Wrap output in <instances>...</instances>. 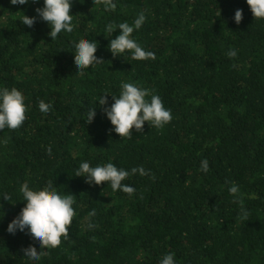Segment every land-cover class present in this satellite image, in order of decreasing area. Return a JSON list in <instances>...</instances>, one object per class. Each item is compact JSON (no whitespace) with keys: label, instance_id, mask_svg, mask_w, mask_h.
Masks as SVG:
<instances>
[{"label":"trees","instance_id":"16d2710c","mask_svg":"<svg viewBox=\"0 0 264 264\" xmlns=\"http://www.w3.org/2000/svg\"><path fill=\"white\" fill-rule=\"evenodd\" d=\"M40 7L0 0V87L22 91L27 104L19 128L0 130V196L11 195L0 197V264H159L166 253L175 264H264V19L245 0H73V32L53 41L47 22L20 21ZM140 12L146 21L132 37L155 58L114 57L108 45L120 30L108 26L131 25ZM81 39L96 41L104 62L83 75L72 53ZM121 82L158 95L171 121L145 122L125 139L111 131L98 99L108 93L110 106ZM39 100L51 105L47 114ZM81 161L130 173L143 166L147 175L122 181L130 196L76 177ZM25 181L75 196L68 238L55 248L7 231L25 206ZM29 247L43 253L38 261L25 256Z\"/></svg>","mask_w":264,"mask_h":264},{"label":"clouds","instance_id":"9594fccd","mask_svg":"<svg viewBox=\"0 0 264 264\" xmlns=\"http://www.w3.org/2000/svg\"><path fill=\"white\" fill-rule=\"evenodd\" d=\"M39 3V0H10L14 6L27 5L29 3ZM94 4L96 0H93ZM255 19H264V0H245ZM73 0H43V7L36 9V16L29 17L24 14L20 20L24 25L31 28L39 20L47 22L50 32L48 35L53 41L64 33H71L74 29L73 17L71 14ZM115 7V5H112ZM243 19V11L237 9L234 14L235 23L239 24ZM146 16L140 12L130 25L127 22L110 24L109 32L120 30V34L114 39H110L109 51L114 57L130 53L135 60H145L155 58L154 53L147 51L138 44L132 37L134 31H138L144 25ZM98 44L96 41L81 39L74 45V65L77 73L83 75L85 70L104 63L96 55ZM237 55L235 50H229L227 56L232 58ZM108 94V93H105ZM103 94L98 99V105L102 107L104 115L110 121L113 128L111 131L121 138H130L132 131L142 132L145 122L151 128L162 129L172 119L171 110L166 108L161 98L152 94L148 89L139 87L132 82H121L119 95L110 94L114 103L107 106L106 95ZM150 97V98H149ZM38 108L42 113L47 114L51 105L44 100H39ZM27 104L22 91L13 87H0V130L17 129L26 120ZM85 121L92 123L96 116V107L88 108L84 114ZM50 151V150H49ZM203 173L209 171L207 159L201 161L199 169ZM139 173L147 175V172L140 166L131 169V173L118 168L115 164L108 162L102 165L90 166L89 162L81 161L76 169V177H82L86 183L99 186L107 182L113 192L122 191L132 195L135 189L125 181L130 174ZM228 189L229 193L235 196L238 187L234 182ZM18 192L22 197L25 206L19 214L8 224L7 231L15 235L17 232L25 233L31 240L36 242L41 249L55 248L61 244V238H68V230L75 215V196L70 193L60 194L57 188L50 182L43 187H31L29 182L20 184ZM6 200H11V195L4 193L2 196ZM90 216L95 215L93 210ZM241 219H247V212L244 211ZM89 227L93 225L89 224ZM25 256L31 262H36L43 254L37 253L36 247H29L24 250ZM159 264H175L174 253H166Z\"/></svg>","mask_w":264,"mask_h":264}]
</instances>
